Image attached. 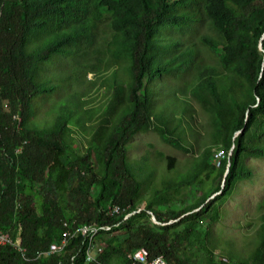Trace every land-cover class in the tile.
<instances>
[{
    "label": "trees",
    "instance_id": "16d2710c",
    "mask_svg": "<svg viewBox=\"0 0 264 264\" xmlns=\"http://www.w3.org/2000/svg\"><path fill=\"white\" fill-rule=\"evenodd\" d=\"M150 131L184 158L135 153ZM254 157L264 0H0V228L22 238L0 243V264H132L140 247L264 264V194L242 232L215 226ZM87 224L105 242L94 261Z\"/></svg>",
    "mask_w": 264,
    "mask_h": 264
},
{
    "label": "rangeland",
    "instance_id": "374dc122",
    "mask_svg": "<svg viewBox=\"0 0 264 264\" xmlns=\"http://www.w3.org/2000/svg\"><path fill=\"white\" fill-rule=\"evenodd\" d=\"M93 75L90 73L89 77L92 78ZM105 90V88L100 89V91L99 89L95 90L97 98L93 103L104 104L106 100ZM136 141L139 146L134 150L135 153H143L147 148L154 145L155 148L164 150L167 154L184 158V153L166 146L153 131L138 134ZM250 161L255 176L240 184L239 192L226 202L223 218L215 224L218 231L223 235L242 232L244 228L240 226V222L245 221L247 213L256 207L260 196L264 194V158L254 157Z\"/></svg>",
    "mask_w": 264,
    "mask_h": 264
},
{
    "label": "built area",
    "instance_id": "2783aa9c",
    "mask_svg": "<svg viewBox=\"0 0 264 264\" xmlns=\"http://www.w3.org/2000/svg\"><path fill=\"white\" fill-rule=\"evenodd\" d=\"M118 209H122V208L119 205L110 206V212L112 213L118 212ZM134 212L136 211H133V213ZM103 226H107V225H103ZM96 227H99V225L87 224V230L84 231V234L82 235L86 237L87 235H89L90 231L94 230ZM72 233L71 231H67L62 241L52 243L51 248H55L56 251L57 247L60 244H67ZM74 233H76V230L74 231ZM0 243H13L19 246L20 248H22L20 236H17V238L14 239L10 232L4 231L1 228H0ZM104 248H105V242L97 241V248L93 252V260L91 261H94L98 257V255L104 250ZM131 258H132V264H171L163 254H160L154 258H149V252L145 247H140L134 250L133 253L131 254Z\"/></svg>",
    "mask_w": 264,
    "mask_h": 264
},
{
    "label": "bare ground",
    "instance_id": "6f19581e",
    "mask_svg": "<svg viewBox=\"0 0 264 264\" xmlns=\"http://www.w3.org/2000/svg\"><path fill=\"white\" fill-rule=\"evenodd\" d=\"M223 155V153H222V151H220L219 153H218V155ZM221 158V157H220ZM219 162H221L220 160L218 161V163ZM123 209H118V212H120L121 213V211H122ZM116 214V213H115ZM130 214H132V212L131 213H127V215H126V217L128 216V215H130ZM87 230V225H83V226H81L79 229H78V231H81V232H83L84 233V231H86ZM98 231H99V227H96L94 230H91L90 231V233H89V235H87V236H90V244H89V246H88V249H87V252H88V255L91 257V258H93V252H94V250L97 248V244L95 243V241L93 240V238H95V235L98 233ZM66 244H60L58 247H57V249L56 250H59V249H61L62 247H64ZM50 251L51 252H54L55 251V248H50Z\"/></svg>",
    "mask_w": 264,
    "mask_h": 264
},
{
    "label": "water",
    "instance_id": "95a60500",
    "mask_svg": "<svg viewBox=\"0 0 264 264\" xmlns=\"http://www.w3.org/2000/svg\"><path fill=\"white\" fill-rule=\"evenodd\" d=\"M153 218L156 219L155 216H154ZM20 240H21V242H22V238H21V237H20Z\"/></svg>",
    "mask_w": 264,
    "mask_h": 264
}]
</instances>
